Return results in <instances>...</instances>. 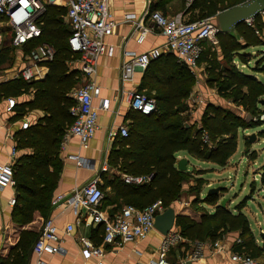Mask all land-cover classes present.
<instances>
[{"label":"trees","instance_id":"1","mask_svg":"<svg viewBox=\"0 0 264 264\" xmlns=\"http://www.w3.org/2000/svg\"><path fill=\"white\" fill-rule=\"evenodd\" d=\"M240 2L244 3L245 0H239V4ZM229 4V8L236 6ZM218 5L219 0H195L189 11L199 10V20L205 19L209 14L229 9L217 8ZM157 8L158 5H152L151 11ZM66 14L67 8L64 6H47L38 20L42 28L41 37L27 43L33 50L44 43L54 48L53 60L45 63L49 69L47 77L30 83L18 79L3 83L0 87V98H9L34 90V100L31 103L16 107L17 118L22 119L26 109L45 113L43 118L15 136L16 148L34 150L32 154L23 155L14 165L16 181L14 217L18 220L23 215L22 222L15 220L22 226H27L35 220L36 211L43 222L49 218L48 212L60 173L57 159L60 144L75 120L71 113V109L76 105L72 92L80 82V73L76 69L71 70L69 63L75 59L79 60L80 56L70 49L69 38L72 29L66 21ZM234 32L240 39L231 33L220 32L217 35L222 52L220 61L224 65H217L218 58L214 62L206 53L203 61L208 65L212 75L209 85L213 87L219 84L217 90L220 95L234 89L239 91L247 89L246 93H240V99H234V102H239L244 111L250 113L251 121L247 122L245 118L222 107L208 105L202 122L193 125L189 115L185 113L187 107L184 106L191 95V73L187 67L177 63L174 55H160L150 63L146 72V76L152 78L156 84L157 94L154 98L156 109L149 115L136 110L129 112L127 119L131 120V123L127 129L128 136L117 139V149L112 153L111 159V163L123 173L134 177H151V180L149 183L136 186L126 184L120 178H114L111 182L104 177V184L100 185L102 191L110 187L123 198H130L126 201L127 204L140 210L157 200H162L168 209L173 201L182 195V184L190 177L187 173L179 171L176 166L179 152H186L201 162L219 166L227 164L237 150L238 130L257 126L258 123L253 122V118L258 114L260 97L264 92L262 82L253 75L240 72L234 63L236 59L243 63L247 61L250 55L244 50L264 46V22L261 15L252 20L250 25L247 22L240 24ZM202 56L201 54L199 62ZM255 72L264 74V54L257 62ZM255 86L258 88L254 90ZM198 180L197 188L189 191L191 194H199L202 178ZM261 183L264 186V172ZM218 201L217 194L206 195L204 202L214 206L215 211L213 214H204L200 222L187 217L178 218L182 233L191 240H202L205 235L212 232V240H217L221 236L217 232L221 229L238 231L242 243L236 251L250 256L253 252L264 251V247L256 246L248 218L242 210L237 209V213H233L227 208V204L221 206ZM211 222L215 225L208 231L207 224ZM38 236L39 230L24 229L17 244L11 249L9 258L5 260L6 263L27 264L28 252ZM5 261L0 260V264Z\"/></svg>","mask_w":264,"mask_h":264},{"label":"crops","instance_id":"2","mask_svg":"<svg viewBox=\"0 0 264 264\" xmlns=\"http://www.w3.org/2000/svg\"><path fill=\"white\" fill-rule=\"evenodd\" d=\"M62 2L64 1L58 0V5L56 6L63 7L64 5ZM229 3L237 5L239 4V0H219V5L217 8H229ZM192 4L189 5L188 0H185L184 3L182 0H108L109 10L112 13L113 19L116 23L115 30L106 38V43L114 48L113 55L101 56L97 61L95 74L91 76H85L82 74V64L79 60H77L78 63H69L71 70L76 69L79 71L80 81L85 80L84 83H93L100 89V94L94 99V105L99 116L98 131L95 137L90 141L87 148H82L78 139L74 137L68 138L67 140L63 138L60 144L57 158L59 161L60 173L58 181L55 185V191L53 193L48 217L54 219L55 224L59 229V235L62 239L61 245L64 248L65 253L43 255V259L48 264H96L94 259L89 261L84 260L81 254L78 238L84 237L90 239L95 245H102V225L92 224L91 220L86 218V211H82L80 214H75L71 208L67 207L62 202L59 204H54V200L58 195H68L73 190L81 188L95 177H100V185L104 184V177H106L111 182L114 178H120L126 184L135 185L133 183L130 184L126 182V177L132 176L123 173L118 167L111 163L112 153L117 149V139L122 137V135L119 133V128L124 127L128 129V126L131 123V120H128L127 117L129 112L131 110L134 111V109L127 101L128 93L131 91H137L146 96H150V94L156 92V84L153 83L152 78H148L146 76L147 69L144 71L137 70L135 72L133 82H123L121 78L123 64L129 60V57L125 56V53L132 52L140 55L154 49H158L162 56H167L170 54L174 55V58L179 65L188 68L181 58L168 51L166 47V38L160 31H152V33L146 37L142 44L136 43L133 35L135 21L137 22L143 20V25L152 29L153 23L146 16V13L151 11L152 5H158L157 10L161 11L168 17L172 18L181 16L184 20L189 22L197 21L200 17L199 10L190 12L189 9ZM219 13L220 12L209 14L206 18H212L218 24ZM261 17L264 22V14H262ZM0 30L4 33H9L10 36L8 39L9 53L8 56L4 58L6 59L7 63L10 62V65L7 69L0 72V82L2 85L3 83L20 79V72L29 64L31 52L35 51L39 47L33 50L31 45L27 44L17 47L13 46L11 44V39L13 36L11 29L2 23V21H0ZM231 34L240 39L234 31ZM204 43H208L212 46L214 45V48L212 47V49H216L219 63L223 64L220 61L222 59V52L218 43L215 44L211 41H205L202 44ZM45 44L46 43L42 45ZM6 45L7 41L4 43V48ZM202 50L203 56L204 52L208 54L209 58H211L210 52L205 51L203 45ZM3 51H5V49ZM244 52L248 53L250 57L247 58L245 63L241 62L239 59H236L234 63L236 64L237 68L240 72L255 76L256 79L264 84V74L255 72L256 62H258L264 54V46L251 47L244 50ZM252 53L254 54V58L251 55ZM3 54L4 53L1 52L0 58ZM249 58L252 59L249 60ZM4 59H0V61H3ZM154 60H151L150 63ZM237 62H239L240 65H238ZM203 63L206 62L204 61ZM42 67L43 77L42 79L36 81L44 80L49 73V69L46 64H42ZM79 85L80 84H78L73 90L72 94L76 89H78ZM34 95V90H30L9 98H0V164L2 165L9 163L11 160V149L13 147L16 148L17 146V138H15L16 133L26 130L23 129L24 124L28 123V126L34 124L45 115V113L42 111H31L26 109V112L23 113L22 119L17 118L16 107L20 108L22 104L31 103L34 100ZM10 100L15 102V106L13 109L8 110ZM106 102H108V109L103 107V104ZM263 105L264 103L261 100L259 106L263 107ZM262 109L264 110V108ZM200 117H202V115ZM111 133L117 134L111 136ZM16 151L17 155L14 162L20 160L23 155H29L34 152L33 149L27 148H16ZM187 154L188 153L185 154V152H179L177 154V163L181 160H185L187 162L188 166L185 173L191 172V170L196 167V165L191 163L190 159L192 158L195 160V158ZM70 155L80 156L84 161L90 163L89 167H77L75 162L68 158ZM232 158L233 156L228 160L225 166H219L214 163L213 165H204L198 160L200 166L199 168L204 171L203 175H201V178L205 179L204 175L209 172L215 173L216 171L227 172L228 170H235V165L231 167L233 165L231 163ZM105 166L107 170L103 172L102 168ZM247 175L248 173H246V178ZM256 176H259V173L256 174ZM256 180L257 177L255 178V181ZM147 183H149V181ZM141 185L143 184H137L136 186ZM209 185L210 186L208 189L213 187L211 184ZM249 186L252 187V200H250L249 203L254 204L264 215V199L260 200V196L264 194V186L260 181L259 183H255L254 180L249 185V182H247L246 179L242 191L247 190ZM208 189L206 190L204 197H202L198 203H194V198H191V200L188 202V200H186L187 196H183L182 198L180 197L178 200L173 201L171 204V207L174 208L177 214V219L173 230L169 234L170 237L176 236L178 239L175 240L170 246L169 252L166 256L168 261L172 263L184 262L185 264H187L189 261H191L192 264H241L240 262L233 261L232 259L234 255L241 254L236 251L237 248H239V245L242 243V239L240 238V233L238 231H225L221 229L217 232V234H221L220 238L217 240H212V232L205 235L202 240H191L182 233V227L178 223V218L187 217L193 221L200 222L204 217V214L214 213L215 207L204 202ZM103 191L105 194V199L101 203L100 211L104 218L112 217L115 213L128 206L126 201H128L130 198H123L117 194L116 190L110 187L106 189L104 188ZM190 196L193 197L192 195ZM13 197L16 198V187L6 188L0 192V260L3 262L9 258L11 249L17 244L20 233L24 229L34 228L39 230L40 233L43 225V220L38 211L34 212L35 220L27 226H22L20 223L15 222V220L22 222L23 215L20 216L18 220L15 219V206L12 207L8 204L9 199ZM222 200L223 198L220 200V202ZM249 203L245 204V211L243 210L242 213L248 218L251 232L255 237L256 246L262 248L264 246L260 241L261 238H259V236L256 234L249 218V213H252L249 211ZM199 209L204 211H200ZM253 214L256 220V225L261 227L264 222L257 219V212H254ZM69 225L74 227V232L71 236H66L64 231ZM261 229L262 228H260V232H264L263 229ZM166 237L167 236H163L155 230L150 233L146 239L128 243L124 245L122 249L114 250L109 247L106 250L104 258L105 263L150 264L152 261L158 259L159 245ZM199 248L201 255L198 259H194L193 257L198 252ZM12 259L13 256L11 260ZM36 259V256L33 254L30 264H34ZM1 264L7 263L5 261V263L1 262Z\"/></svg>","mask_w":264,"mask_h":264},{"label":"built area","instance_id":"3","mask_svg":"<svg viewBox=\"0 0 264 264\" xmlns=\"http://www.w3.org/2000/svg\"><path fill=\"white\" fill-rule=\"evenodd\" d=\"M62 1H64L62 2L64 7L67 8L66 21L72 29V35L69 38L70 49L80 56L82 74L91 76L95 74L98 59L103 55L112 56L114 53V48L106 43V38L116 28L113 15L109 10L108 0ZM194 1L188 0V4L191 5ZM248 1L250 0H245V2ZM49 5H58V0H0V21L11 29L13 35L11 44L13 46H22L41 37L42 28L38 24V20ZM146 16L153 23V28L144 26L143 20L135 21L133 35L136 43L142 44L152 31H160L166 38L168 51L181 58L192 71L198 66L203 51L202 43L205 41L218 43L219 26L212 18L189 22L181 16L168 17L159 10L148 11ZM251 22L248 21L247 23L250 25ZM4 43L5 37L0 30V54L4 48ZM160 55L161 52L158 49L140 55L126 52L125 56H128L129 60L123 64L122 81L125 83L133 82L135 72L146 70L150 61L157 59ZM53 56L54 50L51 46L46 44L39 46L31 52L29 64L20 72L19 78L28 83L42 79V64L52 61ZM99 94L100 89L93 83H86L74 91L72 97L75 99L76 105L71 109V113L75 120L67 131L65 140L74 137L78 139L82 148L88 147L98 131L99 116L94 105V99ZM127 101L134 110L144 115H149L156 109L154 99L137 91L129 92ZM14 106L15 102L10 100L8 110L13 109ZM103 107L108 109V102L104 103ZM27 128L28 123L23 125V129ZM119 133L123 137L128 136V130L124 127L119 128ZM116 134L111 133L110 135ZM16 155V148L13 147L10 162L0 164V192L6 188L15 187L14 161ZM68 158L74 161L79 168L90 165L78 155H70ZM106 170V166L102 168L103 172ZM150 178L126 177V182L145 184L151 180ZM100 183V177H95L68 195H58L54 204L62 202L71 208L75 214L86 211V218H89L92 224L103 226L102 245H95L90 239L84 237L78 238V243L85 261L94 259L96 264H106L104 258L109 247L114 250L122 249L128 243L146 239L150 233L155 231L156 217L163 214L167 208L162 200H157L142 210L128 205L112 217L104 218L100 206L105 195L100 188ZM8 204L12 207L15 206L16 198L9 199ZM73 232L74 227L69 225L64 234L71 236ZM177 239L178 237H170L168 234L159 245L158 259L150 264H185L184 262L172 263L166 258L170 246ZM61 241L59 229L54 219H46L33 246V254L37 258L34 264H48L43 259L45 254H64L65 250ZM200 255L199 248L193 258L198 259ZM232 259L241 264H259L257 260L245 253L236 254Z\"/></svg>","mask_w":264,"mask_h":264},{"label":"rangeland","instance_id":"4","mask_svg":"<svg viewBox=\"0 0 264 264\" xmlns=\"http://www.w3.org/2000/svg\"><path fill=\"white\" fill-rule=\"evenodd\" d=\"M5 30V29H1ZM4 37L7 41V45L5 47V51L3 56L0 59H4L8 56L9 53V45H8V39H9V33H4ZM205 51H209L211 54L212 61L216 62V59L218 58V54L216 49H212V45L208 43L202 44ZM214 48V47H213ZM207 54V53H206ZM253 57V53L251 54ZM254 58V57H253ZM11 59V58H9ZM205 59V53L204 56H202L201 61L198 63V66L193 71L188 69L191 79V95L190 98L184 103L185 107H187L186 114L189 115L191 122L193 125H199L202 122V118L205 115L206 107L208 105L211 106H218L222 107L224 110L231 111L235 114L240 115L241 117L245 118L248 114H250L247 111H244L243 107H241L240 103L234 102V99H240V93L244 94L246 93L247 89L244 88L242 91H239L237 89L227 91L224 95H220L217 91V86L219 84L214 85L211 87L209 85V80L211 79L212 75L210 71L208 70V65L206 63H203ZM252 58H249L251 60ZM72 63H78L77 59H75ZM217 65L222 66L224 64H218ZM257 63V62H256ZM238 65H240L239 62H237ZM10 65V62L7 63L6 59L3 61H0V72L4 71L8 68ZM236 65V64H235ZM240 67V66H239ZM246 69V68H245ZM251 70V69H249ZM85 80H81L79 82V87L84 86L86 83H84ZM258 87L255 86L253 89H257ZM264 91V90H263ZM157 92H153L150 94V96H147L151 99H154ZM241 94V95H242ZM260 99L264 103V92L263 95L260 97ZM258 114L254 115L253 122L258 123L256 127H248L245 129H239L237 132L238 136V145L237 150L235 154H233V158L231 159V163L233 164L231 167L235 165V170H228L227 172L219 171V172H209L204 175V178L200 180V190L199 194H191L189 191L193 188H197V184L200 179L201 175L199 173H203L204 171L200 169L199 167V161L197 159L193 160L191 159V163L193 165H196L191 172H188L187 174L190 175V177H187L186 181L182 184L183 187V193L179 196V198L183 196H187L186 200L188 202L191 200V198H194L195 201L198 203L202 197H204V194L208 187L211 184L213 187H210L208 191L211 189L219 188V192L217 193V196L219 197L218 203H221L220 200L223 198L227 199V208L232 211L233 213H237V209H241L242 211H245V204L249 203L250 200H252L251 196V188L247 190H243V185L247 179V182L250 183L254 182L259 183L261 182V176L264 172V108L262 106H259ZM202 115V117H200ZM197 122V123H196ZM205 139H207V136L205 135ZM186 154V152H185ZM188 155V154H187ZM201 162V161H200ZM204 165L213 163L208 162H201ZM188 166V165H187ZM187 170V169H186ZM186 172V171H185ZM246 173H248L246 178ZM259 173V176H256V174ZM255 174V175H254ZM134 177V176H132ZM257 177V180L255 181V178ZM198 178V179H197ZM259 179V180H258ZM208 180V181H207ZM137 185V184H135ZM192 185V186H191ZM199 187V185H198ZM186 189V190H185ZM207 191V193H208ZM188 193V195H187ZM192 195L193 197H191ZM207 195V194H206ZM260 200L264 199V194L260 196ZM249 211L252 213H249V218L252 224L253 229L255 230L256 234L261 238L262 234L264 232H260V228L264 231V223L261 225V227H258L256 225V220L254 218V212H257V219L264 222V215L258 208L254 205L249 203ZM210 209V208H209ZM200 211H204L199 209ZM199 211V212H200ZM259 212V213H258ZM215 223L211 222L207 224V227H209V230H212L214 228ZM261 229V230H262ZM261 243L264 246V242L261 238ZM252 254V253H251ZM255 254V255H254ZM258 254V255H257ZM253 258L257 260V262L260 264H264V251H258V253L253 252L252 254ZM251 256V257H252Z\"/></svg>","mask_w":264,"mask_h":264},{"label":"water","instance_id":"5","mask_svg":"<svg viewBox=\"0 0 264 264\" xmlns=\"http://www.w3.org/2000/svg\"><path fill=\"white\" fill-rule=\"evenodd\" d=\"M262 14H264V0H250L248 2L236 5L218 14V32L232 33L240 24L252 21ZM246 121H251L250 114L247 115ZM177 167L179 171L185 172L187 169V162L185 160H181L177 163ZM219 190V188L211 189L210 191H208L207 196L217 194ZM226 203L227 199H224L221 201L220 205L225 206ZM176 219L177 214L174 208H168L163 214L156 217L154 225L155 230L158 231L161 235L167 236L173 230ZM261 238L264 242V234H262ZM33 246L28 252L27 264H30V260L33 255ZM187 264H192V262L189 261L187 262Z\"/></svg>","mask_w":264,"mask_h":264}]
</instances>
